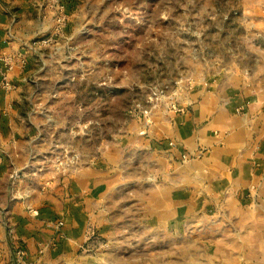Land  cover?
<instances>
[{"label": "crops", "instance_id": "1", "mask_svg": "<svg viewBox=\"0 0 264 264\" xmlns=\"http://www.w3.org/2000/svg\"><path fill=\"white\" fill-rule=\"evenodd\" d=\"M237 1L230 47L224 41L213 71L195 70L188 112L159 111L144 134L138 118L86 164L45 181L42 174L11 198L0 211V264H67L124 232H135L136 264H264V0ZM39 17L43 35L51 33L53 15ZM12 20L0 13V48L26 58L25 75H15L21 85L37 74L44 88L79 68L63 65L54 46L34 55ZM45 122L43 131L53 127ZM19 125L0 122L9 149L0 160L17 171L37 153L34 128L42 127L24 139ZM53 143L43 138V157Z\"/></svg>", "mask_w": 264, "mask_h": 264}, {"label": "rangeland", "instance_id": "2", "mask_svg": "<svg viewBox=\"0 0 264 264\" xmlns=\"http://www.w3.org/2000/svg\"><path fill=\"white\" fill-rule=\"evenodd\" d=\"M59 1L66 7L67 23L56 34L55 13L46 0H0V13L13 19L10 27L18 24L29 37L26 46L34 48V55L43 53V47L54 46L63 65L79 64L77 70L68 67L63 78L44 88L35 78L37 74L25 86L15 75H25L26 58L0 48V83L7 79L14 87L0 90L4 107L0 108V122L17 120L24 139L31 136L33 126H42L44 121L53 126L44 131L43 126L34 128L36 143L41 145L20 171L13 161L0 160V211L11 198L38 186L42 174L43 181L59 175L57 161L65 165L76 158L75 167H80L88 156H98L139 118L138 105L145 106L154 86L174 85L197 69L213 71L222 44L227 41L225 47H230L231 30L239 23L234 19L240 7L237 0ZM43 9L50 11L55 24L46 35L43 17L39 19ZM6 31L12 38L9 29ZM50 37L51 42L40 44ZM10 55H16L12 69ZM20 60L26 61L24 68L19 67ZM46 107L52 110L46 111ZM43 138L55 142L48 146L45 157ZM8 153V146L0 144V155ZM134 234L124 232L111 242L100 239L94 249L81 248L78 258L67 264H136Z\"/></svg>", "mask_w": 264, "mask_h": 264}, {"label": "built area", "instance_id": "3", "mask_svg": "<svg viewBox=\"0 0 264 264\" xmlns=\"http://www.w3.org/2000/svg\"><path fill=\"white\" fill-rule=\"evenodd\" d=\"M49 7L55 13V20H56V34H60L67 23V14H66V7L64 4H61L59 0H46ZM55 9V10H54ZM237 14V12H235ZM52 41V38L44 39L40 42V44H47ZM16 55H10L8 60L11 69L14 68L12 66L14 64V60ZM26 65V61L20 60L19 67L24 68ZM196 86V80L193 76L186 77L184 80L176 82L174 85L170 84H159L151 88L150 93L148 95V100L145 106L138 105L139 107V115L138 117L142 119L144 124V130L141 132L142 134L147 133L148 129L153 124V117L159 112L163 111L165 115L171 116V114H185L188 112L189 107L192 105V101L190 99V94L194 90ZM1 89H14L12 83L5 79L0 83V90ZM201 157V152H198L196 155H192V158H199ZM60 158V157H59ZM186 160L188 157L186 155L183 156ZM58 159V158H57ZM77 163V159L72 158L70 163L63 164L61 160L57 161V172L67 173L71 169L75 168ZM60 225L62 223H59ZM17 255L20 258H23L25 255V251L19 249L17 251Z\"/></svg>", "mask_w": 264, "mask_h": 264}]
</instances>
